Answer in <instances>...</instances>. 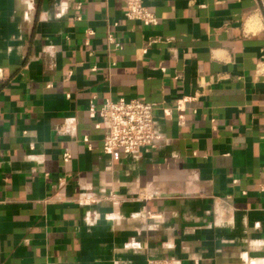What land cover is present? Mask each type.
Returning <instances> with one entry per match:
<instances>
[{"label": "crops", "instance_id": "1", "mask_svg": "<svg viewBox=\"0 0 264 264\" xmlns=\"http://www.w3.org/2000/svg\"><path fill=\"white\" fill-rule=\"evenodd\" d=\"M142 4L0 0V264H264L260 0ZM136 98L155 146L105 153Z\"/></svg>", "mask_w": 264, "mask_h": 264}, {"label": "built area", "instance_id": "2", "mask_svg": "<svg viewBox=\"0 0 264 264\" xmlns=\"http://www.w3.org/2000/svg\"><path fill=\"white\" fill-rule=\"evenodd\" d=\"M125 16L146 25L156 23V17L143 6L142 0H126ZM107 41L110 45L119 46L110 34ZM154 108V104L143 98L128 101L106 99L100 109L92 107L90 112L101 118L107 127V135L103 139L105 153L121 151L131 154L145 148L152 149L157 139L153 120ZM147 264L174 263L167 258H151Z\"/></svg>", "mask_w": 264, "mask_h": 264}, {"label": "rangeland", "instance_id": "3", "mask_svg": "<svg viewBox=\"0 0 264 264\" xmlns=\"http://www.w3.org/2000/svg\"><path fill=\"white\" fill-rule=\"evenodd\" d=\"M260 5L262 8V15H263V19H264V0H260Z\"/></svg>", "mask_w": 264, "mask_h": 264}]
</instances>
